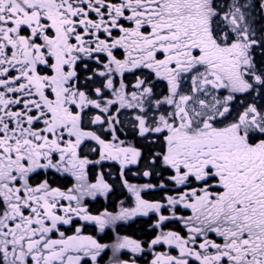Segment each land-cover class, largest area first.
Returning a JSON list of instances; mask_svg holds the SVG:
<instances>
[{
  "label": "snow or ice",
  "instance_id": "snow-or-ice-1",
  "mask_svg": "<svg viewBox=\"0 0 264 264\" xmlns=\"http://www.w3.org/2000/svg\"><path fill=\"white\" fill-rule=\"evenodd\" d=\"M0 264H264V0H0Z\"/></svg>",
  "mask_w": 264,
  "mask_h": 264
},
{
  "label": "flooded vegetation",
  "instance_id": "flooded-vegetation-1",
  "mask_svg": "<svg viewBox=\"0 0 264 264\" xmlns=\"http://www.w3.org/2000/svg\"><path fill=\"white\" fill-rule=\"evenodd\" d=\"M88 231L91 232L90 229ZM129 234H131V233H129ZM97 235L99 236V234H97ZM104 240H105V242H107V237H104Z\"/></svg>",
  "mask_w": 264,
  "mask_h": 264
},
{
  "label": "trees",
  "instance_id": "trees-1",
  "mask_svg": "<svg viewBox=\"0 0 264 264\" xmlns=\"http://www.w3.org/2000/svg\"><path fill=\"white\" fill-rule=\"evenodd\" d=\"M129 233H131V230H129Z\"/></svg>",
  "mask_w": 264,
  "mask_h": 264
}]
</instances>
